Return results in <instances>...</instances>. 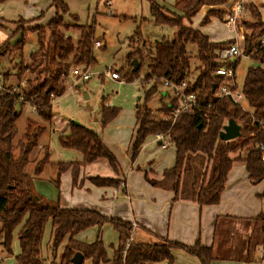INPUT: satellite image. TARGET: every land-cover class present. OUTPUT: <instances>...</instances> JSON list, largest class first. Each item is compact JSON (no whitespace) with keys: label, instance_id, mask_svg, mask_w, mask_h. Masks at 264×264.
I'll return each mask as SVG.
<instances>
[{"label":"trees","instance_id":"16d2710c","mask_svg":"<svg viewBox=\"0 0 264 264\" xmlns=\"http://www.w3.org/2000/svg\"><path fill=\"white\" fill-rule=\"evenodd\" d=\"M148 1L153 21L174 26L177 30L171 40L156 42L154 50L148 52V72L142 82L150 87L145 92L144 104H138L135 109L137 127L131 144L130 160L136 159L148 136L158 133L167 135L174 147V165L164 169L158 179L149 178L146 173V181L172 191L174 200H192L199 205L217 204L233 161L245 162L251 181L259 182L264 179L262 152L254 147L256 143L264 144V68L257 65L249 66L246 70L240 89L246 108L229 96L219 97L216 90L224 78L216 75L215 70L221 65H230L235 69L234 64L218 61L216 50L222 43L210 41L206 34L193 28L191 23L203 6L210 8L205 12L201 24L207 23L211 16L222 19L226 13L216 6L226 0H181L183 14L173 17L165 13L158 0ZM52 5L55 14L46 25L26 27L24 24L28 21L20 18L15 22V32L20 31V38L12 45L8 39L0 44L1 59L13 51L20 53L27 29L37 32L38 50L29 55L31 63L29 66L22 65L17 77L20 78L27 70L35 73L34 78L26 80L21 92L34 108V115L48 122L53 115L52 100L64 93V80L67 79L72 64L89 65L94 61L93 26L74 24L72 27L79 34L75 42L65 33L69 26L63 22V15L69 11L68 5L63 0H52ZM248 8L254 21L243 25L250 30L249 33H244V53L264 63V45L260 46L258 42L264 35V22L254 4L249 3ZM72 17L77 18L76 15ZM187 43H194L197 47L198 64L194 67L196 75L193 80L189 79L191 71ZM128 59L131 69L124 78L131 81L138 73L144 53L134 49L128 54ZM132 59L139 62L134 71ZM160 80L173 84L185 81V92L195 93L196 105L193 109L179 112L173 119L172 108L177 106V101L172 100L160 108L168 119L156 118L146 103L156 92ZM16 99L15 94H0V245L11 254L13 235L18 228L16 238L19 252L14 257L15 264H45L41 244L48 221L51 222L49 247L54 258L57 248L67 238L58 264H71L76 251L83 254L82 264L85 260H90L91 264H153L162 260L171 263L172 249L184 250L195 256L200 264H210L215 259L225 258V255L240 257L235 250L234 255L219 253L220 250L228 251L221 248L224 241L216 246H204L199 242L188 246L166 238H158L152 242H134L131 240L134 229L131 222L105 216L96 210L63 208L58 201L48 200L36 193L34 179L47 164L57 165L56 177L51 179L57 188L60 174L69 168L72 169L74 182L80 166L97 158H105L117 173L119 164L116 156L102 142L99 132L74 122L69 124L67 135L59 136L58 142L63 148L80 152L82 160L53 163L45 150L43 157L36 161L32 156L46 125H39L38 119L28 117L25 132L17 137L16 122L26 104L17 105ZM117 114L118 108L102 106L101 127ZM229 119L240 125V135L232 140H222L219 132ZM15 150H18L17 155L14 154ZM31 163H34V167L28 171L27 167ZM90 181L96 186H118L121 182L117 178L102 176L91 177ZM251 220L254 222L250 233L253 243L249 239L245 243L246 246L251 243L245 261L251 259V247L264 245V213L245 221ZM105 224H110L118 233L117 245H111V258L101 235ZM89 227L98 229L93 242H80L75 238Z\"/></svg>","mask_w":264,"mask_h":264},{"label":"rangeland","instance_id":"374dc122","mask_svg":"<svg viewBox=\"0 0 264 264\" xmlns=\"http://www.w3.org/2000/svg\"><path fill=\"white\" fill-rule=\"evenodd\" d=\"M228 1H231V4L227 10V8H224L223 6ZM228 1L226 0L225 3H221L216 7L227 13L231 10V5L233 4V0ZM51 3L52 0L0 1V44L8 39L9 44L12 45L20 38V31L15 32V22L22 17L31 19L28 22L31 27L38 24H42V26L46 25L52 17V15L50 16V13L53 11ZM67 3L70 7L72 15H76L77 17L75 21L81 25H92L94 30L93 40H100L102 45L98 48L93 47L94 61L88 66V70L91 72L90 79L76 80L74 77L70 80H64L65 91L63 94L52 100L53 115L49 122L41 120L34 115V112H32L30 108L31 106L24 105L16 122L18 133L17 137H21L22 132H25V121L28 117L38 119L39 121L37 120V122L39 125H46V130L40 137L39 144L34 150L32 156L34 159L42 158L44 150L49 152L51 159H62V161L75 159V157L80 156V152L76 150L61 147L58 142V138L59 136L67 134V131L65 132L64 128L71 122L83 125L97 132L101 131L107 126L106 124L104 127H101L100 112L102 106L118 108V114L116 115V117L119 115L118 119L113 122L116 123L123 121V123H130L133 125L134 111L138 104H144L145 92L150 87L149 84L146 85L142 82L148 72V52L149 50H154L156 42L167 39L171 40L177 30L174 26L157 24L154 22L149 13V4L146 0L135 2L132 0H111L112 5L109 6L104 5L105 0H67ZM249 3L254 4V1H244V9L238 17L236 32L229 29L226 24L217 17L218 19L215 23V29H213L214 34L212 35L216 36L217 34L216 39H220L219 41H225L223 39H226L228 42V39H233L229 40L233 42L237 40V38H235L236 34L244 35V33H249L250 30L243 26L245 25V22L254 21L248 19ZM177 5L182 9V1H179V4ZM261 11V18L264 19V9ZM165 13L170 17L182 15L170 14L169 12ZM69 17L74 19L72 16ZM22 19L26 20L24 18ZM63 22L69 26L65 33L70 35L76 42L79 34L78 31L72 27L74 23L68 24L64 18ZM240 27L242 28V32L240 31ZM241 44H244V37ZM38 47L37 32L31 28L27 29L25 41L22 45L20 53L18 51H13L12 53H7L1 57L0 80L4 84H19L21 82L26 84L27 79L34 78L35 73L30 70L25 71L20 78L17 77V74L20 73L22 65L29 66L31 63L29 55L32 52L37 51ZM134 49H139L144 53V60L140 62V64L137 60V65L139 64L140 66L137 75L133 76L131 81H127L126 78L124 82L112 79L110 76L112 70L118 71L120 76H125L128 70L131 69L128 54ZM187 52L190 56L191 74L189 79L193 80L196 75L194 67L198 64V60L196 58V45L194 43H187ZM230 62L234 64L235 67V78L232 82L235 83L237 92H240L246 70L249 66L260 65L264 68V63H260L250 55H243L238 59L232 58L230 59ZM81 65H84V63ZM69 78H71L70 75L68 76V79ZM230 83L231 81L227 82L228 85ZM78 84H80V86H78ZM172 97V90L166 87L163 81L160 80L157 83L156 92L146 105L153 111L156 118H161V114L163 112H161L160 108L170 103ZM240 103L242 107L246 108V101L243 97L240 98ZM58 128H60L59 131ZM31 129L32 127L30 130ZM117 133L118 131L115 132V134ZM123 133L124 136L127 135V132ZM43 144H46V146ZM15 153H17V150H15ZM33 166L34 164L31 163V165H29V169ZM45 168L46 170H51L49 166H46ZM136 171H139V169L136 168L135 172ZM39 178L41 177L38 176L34 179L37 186L35 192L46 195V198H50L54 193V183L51 181L52 185L50 186L48 185L49 183L47 184L43 179ZM44 187L47 188V193H43ZM222 221L224 224H219L217 228L218 236L216 244L220 245L223 241L229 239L235 251L239 252L238 250L241 247V225L228 224L230 220L227 218H223ZM50 228L51 222L48 221L45 226L41 244V252L45 255L47 254V259L49 260L48 264L54 263L53 260H55L49 247ZM17 230L18 228L15 230L13 235L11 254H8L0 245V264H15L14 257L19 252V244L16 239ZM102 239L109 245V253H111L112 247L117 239L116 231L110 227V229H107L102 233ZM62 244L63 243H61L56 250V259H58L57 257H59V254L62 252ZM111 244H113L112 247ZM219 253L234 255L235 252L233 250L225 252L220 250Z\"/></svg>","mask_w":264,"mask_h":264},{"label":"crops","instance_id":"0c3cea01","mask_svg":"<svg viewBox=\"0 0 264 264\" xmlns=\"http://www.w3.org/2000/svg\"><path fill=\"white\" fill-rule=\"evenodd\" d=\"M63 1L68 5L67 0ZM132 1L135 2L140 0ZM146 1L149 4V1ZM179 1L181 0H158V4L165 12L178 15L183 14L182 9L177 5ZM250 1H254L260 19L263 22L264 19L261 18V10L264 9V0ZM230 4L231 1H228L223 7L228 10ZM52 7L53 11L50 13V16L52 15L53 17L55 8L53 5ZM68 8V13L63 15L64 20L68 24H78L75 19L69 17L72 16V12L69 5ZM209 8L208 6L201 7L192 18V27L206 34L212 42L222 43V45L225 42L228 43L226 39H223L225 41L216 39L217 34L216 36L212 35L214 34L213 29H215L217 17L211 16L207 23L201 24V20ZM22 18L28 20V22L31 20L26 17ZM248 19L254 20L250 12L248 13ZM220 20L223 21L222 19ZM28 22L25 23V26L31 27ZM240 31L242 32L241 27ZM243 37V34H236L235 38H238V42L241 44ZM229 40L233 39H228V41ZM30 108L32 112H34V109L32 107ZM118 116L111 120L107 126L99 132L104 145L116 156L119 164V172L113 171L105 158H97L81 165L73 182L72 169L69 168L60 174L58 189L53 185L54 193L47 199L58 201L63 208L96 210L105 216L121 218L127 222H131L134 226L131 240L134 242H152L158 238H166L188 246L194 245L196 242L204 246H216L218 236L217 228L219 224H224L222 221L223 218H227L230 220L228 224H239L242 227L240 230L241 247L238 250L239 252H237V256L240 257H229L225 255V258L215 259L211 261L210 264H264V245L261 244L251 247L252 251H250L251 255H249L251 259L247 261L244 260L248 254V246L253 243V240L250 239V233L254 226L252 220L250 222L245 220L254 219L260 213H264V179L259 182L251 181L245 169V162L242 160H235L227 174V179L217 204L199 205L192 200H174V193L172 191L153 186L149 184L145 178L147 173L149 178L158 179L164 169L174 165L175 152L173 145L170 143L166 148H161L155 135H150L141 145L136 159L131 161V144L137 127L135 111L133 115V125L130 123H123V121L113 122L118 119ZM68 126L64 128L67 134L69 132ZM60 128H58V131ZM117 131L118 133L115 134ZM123 132H127V135L124 136ZM43 145L46 146V144ZM43 152H45V150ZM17 153H15V155H17ZM39 159H36V161ZM49 160L53 163L79 162L82 160V154L80 153V156L75 157V159L66 161H62V159H51V155L49 154ZM46 166H49L51 170H46ZM33 167L29 169L28 166L27 170L31 171ZM136 168L139 169V171L135 172ZM56 174L57 165L47 164L43 167L38 176L41 177L39 179H43L45 183H49L48 185L51 186V179L56 177ZM94 176L117 178L121 181L120 183L123 182V185L96 186L90 181V178ZM34 187L35 189L37 188L35 182ZM46 189L47 188L44 187L43 193L48 192ZM43 196L46 197V195ZM110 227H112L110 224H105L102 227L101 235L105 230L110 229ZM97 233V227H89L77 234L75 238L80 242L90 243L96 239ZM248 239L251 240V243L246 246L245 243ZM66 241L67 238L62 242V250ZM103 242L107 247L108 256L111 258L113 252L109 253V245L104 240ZM117 242L118 233L114 247L117 245ZM111 245L113 246V244ZM221 246L222 250H235L229 239H226ZM172 254L173 261L171 263H169L168 260H162L153 264H200L195 256L182 249H172ZM60 255L61 253L59 257H57L58 259L55 257V260H53L54 263L51 264H58ZM42 256L45 264H48L49 260L47 259V254L45 255L42 253ZM83 264H91V261L85 260Z\"/></svg>","mask_w":264,"mask_h":264},{"label":"built area","instance_id":"2783aa9c","mask_svg":"<svg viewBox=\"0 0 264 264\" xmlns=\"http://www.w3.org/2000/svg\"><path fill=\"white\" fill-rule=\"evenodd\" d=\"M245 0H233V4L231 5V10H229L223 17V21L226 24V26L229 29H232L234 31L237 30V21L240 13L244 9L243 4ZM105 5L109 6L111 5V0H105ZM242 39V37H241ZM259 45H264V35L260 37L259 39ZM102 44L99 40L93 41V47L98 48ZM245 55L243 45L238 42V38L235 41H231L227 44L221 45L216 50V58L220 62H230V59H238L241 56ZM89 65H81V64H75L72 65L70 68L69 75L71 78L66 80H70L75 77L76 80H88L91 78V72L88 70ZM235 69L233 66L230 65H221L218 66L215 70V74L218 76H222L224 80L218 85V88L216 90V94L219 97L223 96H229L233 101L240 102V98L244 97L242 92L236 91V85L234 82H232L234 77ZM68 75V76H69ZM1 76V75H0ZM110 76L112 79L118 80L120 82H124L125 78L124 76H120L118 71L112 70L110 73ZM164 85L173 92L172 100L177 101V106L172 108V114L173 119L174 117L179 113L183 111H190L193 109V107L196 105V98L195 93H186V82L183 81L180 84H173L167 80H162ZM231 83L228 85L227 82ZM25 86L24 82H21L19 84H4L0 80V94L3 92L11 93L17 95V99L15 101V104L19 105L21 103L31 106L30 101L25 100L24 96L21 92V89ZM171 100V101H172ZM169 106H171L169 104ZM32 107V106H31ZM33 108V107H32ZM34 109V108H33ZM162 119H168V117L162 113L161 114ZM263 129H264V123H262ZM156 140L159 142L161 148H166L170 144V140L168 139V136L165 134H155ZM254 147L259 149L262 152V159H264V144L262 143H256L254 144ZM123 185V182L120 183Z\"/></svg>","mask_w":264,"mask_h":264},{"label":"water","instance_id":"95a60500","mask_svg":"<svg viewBox=\"0 0 264 264\" xmlns=\"http://www.w3.org/2000/svg\"><path fill=\"white\" fill-rule=\"evenodd\" d=\"M132 70L137 68V59H133ZM80 86V84H78ZM214 92V86H213ZM240 135V125L237 124L233 119H229L228 122L224 125L223 129L219 132V138L222 140H232L237 138ZM83 254L79 251H76L71 258V264H82Z\"/></svg>","mask_w":264,"mask_h":264}]
</instances>
